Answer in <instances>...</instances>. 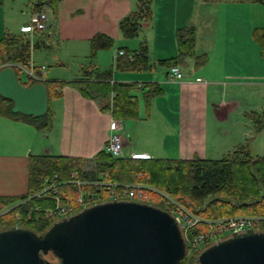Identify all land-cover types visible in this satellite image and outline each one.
Masks as SVG:
<instances>
[{
    "label": "crops",
    "instance_id": "crops-1",
    "mask_svg": "<svg viewBox=\"0 0 264 264\" xmlns=\"http://www.w3.org/2000/svg\"><path fill=\"white\" fill-rule=\"evenodd\" d=\"M150 1L151 19L137 36L125 38L118 23L135 8L137 0H61L56 17L43 10L48 17L47 29L32 34L25 26L36 14L32 12L33 0H0V41L7 33L26 34L33 47L29 66H46L47 71L36 70L44 80L73 81L86 77L62 78L57 75L59 72H51L52 66L62 70L70 61L79 67L78 75L111 68V82L134 83L132 93L137 97L138 118L120 120L124 126L123 157L220 158L239 144H247L253 155L264 154V149L258 152L257 146L249 144L251 134L255 140L264 128L255 132L253 121V113L263 110L264 102L256 109L232 94L238 86L247 93L254 84L264 87V55L254 37L256 29L264 28V3ZM212 11L217 14L210 22L213 28H206L201 37V25L210 19L206 16ZM186 26L195 29L194 55L179 64L183 80H169L168 68L157 61L178 55L176 32ZM97 33L112 38L113 45L91 56L90 40ZM142 41L147 44L151 67L129 70L118 66L117 49L133 50ZM201 56L206 57V62L197 65ZM147 83L161 89L148 105L144 95ZM112 95L111 92L108 100L87 98L73 86H63L49 102L51 126L44 131L22 119L0 114V196H19L29 191L31 155L92 159L84 168L88 174L84 179H92L91 172L95 173L94 178L98 177L94 157L105 149L111 121L116 119L109 110H102L111 102Z\"/></svg>",
    "mask_w": 264,
    "mask_h": 264
},
{
    "label": "trees",
    "instance_id": "trees-1",
    "mask_svg": "<svg viewBox=\"0 0 264 264\" xmlns=\"http://www.w3.org/2000/svg\"><path fill=\"white\" fill-rule=\"evenodd\" d=\"M60 1L33 0L32 12L39 13L47 9L52 17H56ZM247 1L264 3V0ZM151 17V1L137 0L135 8L119 20V30L125 38H133ZM254 37L259 42L261 53L264 55V28L256 29ZM176 39L178 55L157 61L167 68L179 65L186 57L194 55L195 29L193 26L179 28ZM90 43L91 56H94L100 49L111 48L113 39L105 34L97 33L91 38ZM30 48L31 40L26 34H4L0 41V69L6 66L11 67L23 87L42 83L47 91L48 109L40 117L13 113L11 111L13 102L0 95V114L22 119L40 130H48L52 120L49 102L63 86L69 85L87 98L108 100L112 92L111 102L102 107V110H109L114 118L121 121L138 118L137 97L132 93L136 85L127 82H111V68L102 72L84 71L82 76L86 77L80 80L38 81L26 75L23 70L29 67ZM124 50L131 53L132 58L119 56L118 66H124L129 70H144L153 64L148 57L145 41L140 42L136 49ZM200 58L196 62L197 65L206 62L205 56ZM146 86L144 95L148 105L154 95L161 93V89L156 84L147 83ZM253 119L255 132L259 131L264 126V109L253 113ZM91 160L63 155H31L28 164L29 191L19 196H0V229L22 225L35 232H43L51 222L56 220L46 218L43 212V208L52 205L53 201L31 197V193L42 188L46 177L56 182L67 181L71 178V171L75 170L76 178H87L88 174L85 173L84 168ZM94 160L97 173H107L103 178L118 185L140 183L166 192L200 216L202 220L188 230L189 237L204 232L207 229V219L235 214L264 215V155H253L247 144L237 145L220 158H200L196 155L189 159L113 157L104 149L96 153ZM91 173V178L94 179L95 173ZM78 189L79 187L74 184L63 183L57 187V192L60 195L67 192L70 200L74 201L73 198ZM92 189L94 188L90 187V190ZM195 252L197 253V250L187 249L178 264H189L191 255Z\"/></svg>",
    "mask_w": 264,
    "mask_h": 264
},
{
    "label": "water",
    "instance_id": "water-1",
    "mask_svg": "<svg viewBox=\"0 0 264 264\" xmlns=\"http://www.w3.org/2000/svg\"><path fill=\"white\" fill-rule=\"evenodd\" d=\"M0 95L11 111L34 117L48 109L42 83L23 87L13 69H0ZM53 254L57 260L45 257ZM186 243L166 209L126 199L84 206L41 233L13 225L0 229V264H178ZM199 264H264V230L233 231L198 254Z\"/></svg>",
    "mask_w": 264,
    "mask_h": 264
},
{
    "label": "built area",
    "instance_id": "built-area-1",
    "mask_svg": "<svg viewBox=\"0 0 264 264\" xmlns=\"http://www.w3.org/2000/svg\"><path fill=\"white\" fill-rule=\"evenodd\" d=\"M47 13L41 11L33 14L30 21L27 22L25 29L30 34L43 31L47 29ZM116 56H127L132 58L131 53H127L124 49H117ZM24 73L34 80H44L42 75L38 74L36 70H45L43 65L34 66L30 65L28 68L23 69ZM167 78L173 81H181L184 78L183 71L179 65H174L168 68L166 72ZM196 81H201V78H197ZM111 134L107 140L105 150L113 157H121L123 149V123L117 119H113L110 124ZM76 171H71V178L67 181L56 182L51 178L46 177L44 179L43 187L32 194L33 197L40 199H50L53 204L43 208L44 216L48 219H58L64 216H68L78 209L90 205L95 202H102L111 199H126L135 200L138 202H148L154 205L166 209L176 219L181 230L182 236L186 243V250H196L200 252L202 248L208 244L229 236L233 231L241 232L248 228L255 230H264V215L254 214H235L226 217H219L215 219H207V229L204 232H200L192 237H189L188 230L202 220L200 216L193 213L187 207L180 202L173 199L168 193L162 192L153 187L144 186L140 183L123 184L118 185L103 177L107 173L98 172V177L92 179H79L75 177ZM54 174V178H56ZM63 183H71L79 187L76 199L70 200L68 194L60 195L57 192V187ZM84 187H93L92 190H87ZM103 191L108 195L104 198ZM64 196V198H62Z\"/></svg>",
    "mask_w": 264,
    "mask_h": 264
},
{
    "label": "rangeland",
    "instance_id": "rangeland-1",
    "mask_svg": "<svg viewBox=\"0 0 264 264\" xmlns=\"http://www.w3.org/2000/svg\"><path fill=\"white\" fill-rule=\"evenodd\" d=\"M48 15H49V13H48ZM216 16H217V14H216ZM216 16H215V14H213V11L211 12V15H208V13H207L206 18L210 17V19H206L205 20V24L201 25V29H200L201 37L204 36L206 28H213L212 25L210 24V22H212L213 18H215ZM263 16L264 15H262V17ZM211 32H213V30H211L209 33H211ZM16 34H19V32L17 31ZM116 46L117 45H115V47ZM128 47L131 48V45H128ZM31 49H33V47H31L30 50ZM44 67L46 68V66H44ZM52 67H53V70L51 72H59L57 75H61L62 78H74V77H76V75L77 76H82V75H78V70H79L78 68L79 67L76 66V63H73V62H70V61H68V65H66L67 68H65V69L56 70L54 68V66H52ZM49 69H51V67ZM45 71H47V68H46ZM48 73L50 75L49 71H48ZM21 77H22V79H24L23 75ZM249 87H250L251 90H249ZM249 87H248V93L245 91V89H242L241 86H238L235 91H232V94H235V97L238 98V100L240 102L247 103L248 105H250V107H254V108L257 109L264 102V87L262 85H256V84H254L253 86H249ZM210 122H212V121L209 120V123ZM212 132H214V128L213 127H212ZM254 134H255V132H254ZM252 135L253 134H251V136L249 137V144L253 145V147L257 146L258 152H260L262 149H264L263 148L264 147V128L258 134V136H257V138L255 140H254ZM209 137H210V134H209ZM215 138H216V136L213 135L212 141H214ZM260 154L264 155L263 153H260ZM64 193L66 194V192H64ZM103 196H104V198L108 197V195L106 194L105 191H103ZM76 197L73 198V200H75ZM198 254H199V252L197 251V253L195 252V253H193L191 255V260H190L189 264H199V262L197 260ZM45 257L48 258L49 260H57V258L51 253H48L47 255H45Z\"/></svg>",
    "mask_w": 264,
    "mask_h": 264
}]
</instances>
